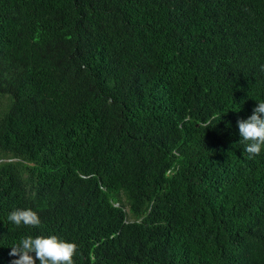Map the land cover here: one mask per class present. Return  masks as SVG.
Instances as JSON below:
<instances>
[{
	"label": "trees",
	"instance_id": "1",
	"mask_svg": "<svg viewBox=\"0 0 264 264\" xmlns=\"http://www.w3.org/2000/svg\"><path fill=\"white\" fill-rule=\"evenodd\" d=\"M258 102L264 0H0V264H264Z\"/></svg>",
	"mask_w": 264,
	"mask_h": 264
},
{
	"label": "clouds",
	"instance_id": "2",
	"mask_svg": "<svg viewBox=\"0 0 264 264\" xmlns=\"http://www.w3.org/2000/svg\"><path fill=\"white\" fill-rule=\"evenodd\" d=\"M240 143L244 151L251 156L259 155L264 148V102H258L252 115L247 119L237 121ZM8 220L16 226H39L41 221L38 213L32 209H16L12 211ZM78 245L74 242L61 240L56 235L27 236L20 243L11 247L10 256L18 257L11 264H74Z\"/></svg>",
	"mask_w": 264,
	"mask_h": 264
}]
</instances>
